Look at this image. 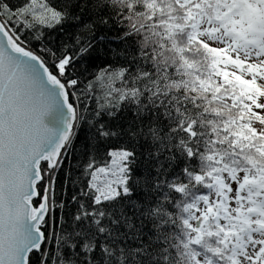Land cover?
Wrapping results in <instances>:
<instances>
[{
  "label": "snow or ice",
  "instance_id": "1",
  "mask_svg": "<svg viewBox=\"0 0 264 264\" xmlns=\"http://www.w3.org/2000/svg\"><path fill=\"white\" fill-rule=\"evenodd\" d=\"M0 264H264V0H0Z\"/></svg>",
  "mask_w": 264,
  "mask_h": 264
}]
</instances>
